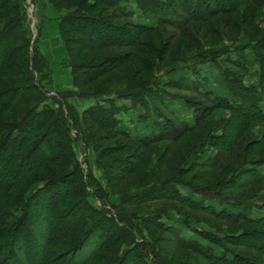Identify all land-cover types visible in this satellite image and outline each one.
Here are the masks:
<instances>
[{
    "label": "rangeland",
    "instance_id": "obj_1",
    "mask_svg": "<svg viewBox=\"0 0 264 264\" xmlns=\"http://www.w3.org/2000/svg\"><path fill=\"white\" fill-rule=\"evenodd\" d=\"M196 1L10 0L0 10V32L11 23L0 96L33 84L45 98L33 90L30 105H0V171L10 161L0 190L19 183L0 214V264H264V121L234 110L247 97L264 113V0ZM81 18L101 30L96 45ZM12 34L29 47L12 54L24 45ZM34 55L42 71L26 84ZM62 104L51 139L45 107ZM30 110L46 121L22 130ZM52 187L9 255L14 237L2 230Z\"/></svg>",
    "mask_w": 264,
    "mask_h": 264
},
{
    "label": "trees",
    "instance_id": "obj_2",
    "mask_svg": "<svg viewBox=\"0 0 264 264\" xmlns=\"http://www.w3.org/2000/svg\"><path fill=\"white\" fill-rule=\"evenodd\" d=\"M102 1H108V0H102ZM150 3L152 4H155L156 0H148ZM185 1H188V2H195V3H198L196 0H185ZM9 2L10 0H3L1 3H0V10L3 9L4 7H7V5H9ZM118 2V1H117ZM187 2V3H188ZM114 4H117L116 2H113ZM194 3V4H195ZM227 10H231L230 8H228ZM156 11H158L156 9ZM17 22L21 21L20 19V16H17ZM80 21L79 22V30H80V34L83 35L85 37V41L86 39L88 38V36H90L89 38V43L91 44H95L96 45V42H95V39L92 38L93 36H95L97 34V36L99 35L98 33L101 32V30H98V29H94V26H91L93 25V22L89 21L88 19H77V21ZM171 19L168 18V19H164L163 21H170ZM9 25H11V23H9L7 26L4 27V30L2 33L0 32V37L3 38L6 33L8 32L9 30ZM82 25V26H81ZM15 29V28H13ZM12 36H14V42H20V41H23V44L24 45H18L17 47H14L13 48V51L11 52L12 54L17 52V51H20V50H24L23 48L26 47H29V42L27 39L25 38H19V37H16L14 34H12ZM0 38V39H1ZM10 42H11V38H10ZM110 42V41H109ZM107 42H104L103 44L101 45H98V46H104L106 45ZM24 46V47H23ZM27 49V48H26ZM9 53L11 56L12 54ZM0 57H2V55H0ZM246 57V56H244ZM11 58V57H10ZM11 60V59H10ZM1 61V59H0ZM27 64H28V61H26ZM8 63V59L6 58L5 59V64ZM32 65H33V68L30 70H27L25 71L24 75L22 77H24V82H26L27 84V81L30 79H33L35 78V73L36 72H41L42 71V62L40 60H38V57L37 56H33L32 57V61H31ZM261 63L264 64V60H261ZM4 64V65H5ZM4 65L3 66H0L1 69L4 68ZM6 66V65H5ZM263 72H264V67H263ZM2 72H0L1 74ZM12 90L8 89L6 90V92H4V94H1L0 96V101H3V99H7L8 96H12L14 97L13 98V103H9L7 101L5 102H0V105L3 104L4 106V111L5 112H8L10 110H12L13 108H15L19 103L23 102V104H29V102L31 101L29 98H28V95L33 91H37V93H39L37 96L38 98L40 99H37V100H40V102L43 100V91L42 90H39L38 87H36L35 85L33 86V84H27L26 87L24 86H19V87H16V88H11ZM22 92V96H23V99H21V93ZM18 92H19V96L17 100V95H18ZM16 95V97H15ZM247 98V97H246ZM245 97H242V102L241 104H239L237 107L234 108L235 111H237V113H239L241 116H248L251 117V118H259L260 120L264 121V113L262 111H260L258 108H257V103L253 102V101H247ZM45 100V98H44ZM32 102V101H31ZM39 102V101H38ZM248 102V103H247ZM228 104V103H227ZM63 107L64 105L62 104V106L58 109V110H54L52 109L51 107H45L46 110L44 112H47L48 114L52 115V116H56V120L52 123L49 124L48 128H47V135H50L51 139L52 137L55 138V133L52 131V129L55 127V126H58L61 124V122H65L64 121V114H63ZM231 107V106H230ZM99 108L100 110L99 111H105L103 108H101L100 106L97 107ZM92 109H95V108H92ZM231 109H233V107H231ZM34 110V109H33ZM33 110L29 111L24 117H23V120H22V127L21 129H26L28 130V124H32L34 120L36 119H39V117L37 118L36 116H33ZM243 110H250L252 113L251 114H248V113H245L243 112ZM91 111V110H90ZM259 114V115H258ZM263 114V115H261ZM40 115V123L44 122L45 123V119H46V113L42 114V113H39ZM30 130V129H29ZM29 134L28 135H32L34 132H35V128H32L30 131H27ZM53 132V133H52ZM45 134V135H46ZM17 138V139H16ZM16 140L19 139V135L15 136ZM22 140V139H21ZM14 142V141H13ZM20 148H22L23 146H25V142L21 143L20 142ZM13 157H14V154L12 153L11 154ZM59 156L57 157L56 161L58 160ZM30 160V159H29ZM27 159V162L29 161ZM10 163V161L8 160L7 162V165L5 167H3V170H5L8 166V164ZM41 165V164H39ZM34 169V168H31V170ZM3 170L0 171V177L2 176V173L4 172ZM23 174V173H22ZM17 186H19V183L16 182V183H13V185L9 186V187H6L5 189L3 188L2 190H0V214L3 215L4 211L7 210L9 207H12L13 205H11V202L9 203L8 202V198H9V194L12 193V192H15L17 190ZM6 190V191H5ZM9 190V191H7ZM45 190V189H44ZM55 190V187H52V189H49V190H45V192L40 196L38 194H36V196L31 200V202L25 207V211L24 212H21V216H19L17 218V222L9 227V229H5V230H2L5 234V236H12V248L10 250H6V253H8L9 255H16L15 253L17 252H20L22 249H24V246L23 244H19V246L14 243L16 240V237L19 235L20 232H22V228L25 224V219L29 218V217H32V215L34 216V213L35 211H46L47 208H48V196L49 194ZM69 227V226H68ZM74 226H72L73 228ZM74 229V228H73ZM15 235V236H14ZM10 238V237H9ZM47 239V235L45 237ZM18 240V239H17ZM11 242V241H10Z\"/></svg>",
    "mask_w": 264,
    "mask_h": 264
}]
</instances>
